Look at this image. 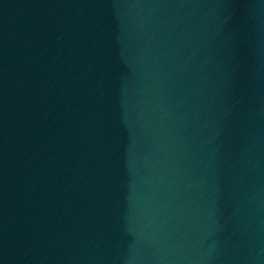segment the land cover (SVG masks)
<instances>
[{
  "label": "water",
  "instance_id": "1",
  "mask_svg": "<svg viewBox=\"0 0 264 264\" xmlns=\"http://www.w3.org/2000/svg\"><path fill=\"white\" fill-rule=\"evenodd\" d=\"M0 264H264V0H0Z\"/></svg>",
  "mask_w": 264,
  "mask_h": 264
}]
</instances>
